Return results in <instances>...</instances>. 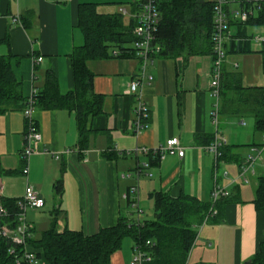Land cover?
Masks as SVG:
<instances>
[{"label":"crops","instance_id":"obj_1","mask_svg":"<svg viewBox=\"0 0 264 264\" xmlns=\"http://www.w3.org/2000/svg\"><path fill=\"white\" fill-rule=\"evenodd\" d=\"M143 1L0 0V41L8 40L0 45V52L14 56L12 66L23 83L24 97L29 99L33 90L44 87L49 70L55 73L62 94L73 89L72 55L85 45L80 5L95 4L102 15L126 13L128 22ZM17 16L20 23L13 22ZM250 31L261 33L255 28ZM254 47L258 48L252 42L253 51ZM241 56L245 55L228 56L225 71L241 74L246 88L264 87L262 65L256 76L251 68V77H244ZM39 58L42 62L35 64ZM87 67L94 75V92L103 98L87 149L78 146L76 113L35 108L31 120L42 140L34 147L25 176L22 151L28 120L23 111L0 117V165L5 172L0 178V201L21 200L30 185L45 203L42 209L25 213L34 239L52 226L59 232L94 236L116 226L122 216L134 214L124 195L137 184L138 167L141 210L142 205L154 207L151 197L158 192L172 198L188 195L210 205L217 185L229 192L230 199L218 205V216L198 232L188 264H251L264 243V211L253 203L258 178L264 174L256 166L245 182L240 171L246 158L257 154L253 149L263 145L264 137L251 117H221L220 135L227 140L228 159L216 166L214 157L201 150L213 141L216 131L211 120L216 103L210 87L212 56L155 58L147 70L152 79L140 88L150 117L139 135L134 132V97L128 95L140 72L139 59L93 60ZM247 120L253 121L254 129ZM173 138L185 148L184 157L157 161L152 150ZM132 256L133 247L125 245L112 256L111 264H131ZM40 264L49 262L42 256Z\"/></svg>","mask_w":264,"mask_h":264},{"label":"trees","instance_id":"obj_2","mask_svg":"<svg viewBox=\"0 0 264 264\" xmlns=\"http://www.w3.org/2000/svg\"><path fill=\"white\" fill-rule=\"evenodd\" d=\"M215 1L159 0L161 19L154 34V45L159 47L160 51L155 58L175 59L181 54L190 57L211 55L213 61ZM144 3L145 0L136 6L134 16L128 22L126 13L102 15L98 13L95 4L80 5L79 26L85 36V45L76 49L72 55L73 89L62 94L55 73L49 70L44 87L33 97L35 108L45 111L64 109L76 113L78 146L82 150L87 149L93 132V119L103 110V98L94 92V75L89 71L87 64L89 61L107 58H134L139 59L141 65L142 59L134 47V29L138 25V17ZM235 4L239 7H235ZM258 7L252 6L254 16L245 23L233 20L229 14L233 9L249 11L250 5L241 0H232L230 5L225 7L228 20L232 19L229 25L231 36L225 44L226 61L220 77L218 108L220 117L253 118L256 131L264 137V87L246 88L241 74L225 71L228 56L258 53L262 57L264 73V41L258 45V50L252 49L253 39L264 37V11ZM253 28L261 33L255 35L253 31L249 32ZM1 44H8V40L0 41ZM155 58H152L153 63ZM13 59V55L0 52V117L11 111L24 112L29 105V99L24 97L23 83L13 69ZM153 63L148 65L147 70ZM128 95L134 97L135 105L136 96ZM226 148L227 146L223 149L219 161L228 159ZM151 155L156 157L152 152ZM156 158L160 162V159ZM4 174L0 165V178ZM130 189L127 193H130ZM151 198L154 202L153 217L143 219L140 227L132 223L131 216H122L116 226L103 229L94 236H85L69 230L59 232L52 226L40 239L31 236L28 240L29 248L36 252L39 258L43 256L49 264H111L112 256L122 248L125 238L130 237L135 243L140 236L154 245L149 250L148 264H187L197 238L198 227L208 214L211 203H203L188 195L172 198L159 192ZM227 199L229 201L230 198L217 203V211L218 205ZM19 201H0L7 212L6 216H0V228H16L21 214ZM253 203L258 211H264V175L258 178ZM128 207H132L130 200ZM10 248L11 243L0 238V264H17L16 257L9 254ZM251 264H264V243Z\"/></svg>","mask_w":264,"mask_h":264},{"label":"built area","instance_id":"obj_3","mask_svg":"<svg viewBox=\"0 0 264 264\" xmlns=\"http://www.w3.org/2000/svg\"><path fill=\"white\" fill-rule=\"evenodd\" d=\"M18 1V0H15ZM250 5L251 10L244 11L239 9L231 10L229 17L232 16L233 20H239L243 23L247 22L250 17L254 16L252 6L257 5L260 10L264 11V0H241V2ZM159 0H145L143 10L138 17V25L134 29V35L136 41L134 44L135 49L138 51L139 57L142 59L140 65V72L138 79L133 81L129 85L128 94L135 95V105L134 114L136 116L134 120V132L139 135L147 126V121L150 117V110L143 99V94L140 91L143 83L150 82L151 77L148 75L147 68L150 63H153V59L156 54L159 53V47L154 45V34L160 24V12L158 8ZM215 14H214V32L212 35V51H213V68L210 73V87L212 89V94L216 98V103L211 112V120L216 128L214 140L207 146L202 147L201 150L209 153L214 157L215 164L218 166L219 160L222 156L223 149L227 146V140L220 135V115L218 108L219 92H220V77L222 74V68L226 61L225 44L231 36L229 17L226 14L225 7L230 5L232 0H216ZM14 23H20V17L17 16L13 19ZM264 41V37L258 36L253 39V42L258 46ZM153 58V59H152ZM42 58L35 61V64L42 62ZM36 90H33L31 97L29 98V105L25 109L24 114L28 120V128L25 139V147L22 151V157L25 161L26 166L22 170V174L28 176L29 168L28 162L30 157L34 154V147L37 143L42 140V135L40 131L36 128L34 122L31 120V115L35 109L33 97L36 95ZM264 143V139H263ZM256 151V155H250L244 162L240 171V178H244L247 182L245 176L249 173H254L257 162L264 155V144L261 149H253ZM139 151H135L134 154L137 155ZM152 153L163 161L168 156L177 155L182 159L185 155V148L181 145L178 138L169 139L164 145H161L157 149L152 150ZM264 163V161H263ZM264 169V164H263ZM135 178L137 184L130 189V193L124 195L126 200H130L132 203V208L134 209V216L132 219L136 227H140L143 222L142 210L140 207V197H139V178L141 175V168H137L135 171ZM130 177V175L128 176ZM216 174V181H217ZM3 188L0 187V194H2ZM229 192L226 189L215 186L211 195V207L208 214L205 216L203 223L198 227V232L202 230L209 221L218 216V211L216 205L222 199L228 198ZM21 214L18 217V225L16 228L11 229L9 227L0 228V238L6 239L11 243V248L9 249V254L16 257L17 264H40V258L37 253L29 248L28 240L31 238V227L26 221V211L31 209H42L45 206L44 201L41 199L39 194L34 190V188L28 185L25 189L24 197L18 202ZM7 212L0 204V216H6ZM198 238V234H197ZM197 238L192 246H195ZM153 243L151 241H144L140 236L139 239L133 245V256L131 264H148L150 261L149 255L153 248ZM19 250V253H18ZM192 251V250H191ZM188 264V263H187Z\"/></svg>","mask_w":264,"mask_h":264},{"label":"rangeland","instance_id":"obj_4","mask_svg":"<svg viewBox=\"0 0 264 264\" xmlns=\"http://www.w3.org/2000/svg\"><path fill=\"white\" fill-rule=\"evenodd\" d=\"M235 7H239L238 4H235L234 5ZM255 51L258 49L256 47H254ZM243 57L244 61H245V65L242 64V72H243V76L246 77H251V74H252V70L251 68H254L255 69V76H256V72L258 70L261 69V65H262V57L260 54L258 53H252V54H249V55H245V56H241ZM246 124L247 126L251 129H254L253 126H254V123L252 120H247L246 121ZM257 135L259 136L260 134L259 133H256V137ZM264 144V143H263ZM256 149H261V146L257 147ZM251 151V150H250ZM249 157V156H248ZM247 157V158H248ZM246 158V159H247ZM263 161H264V155L261 157V159L257 162V168L260 169L262 171V173L264 174V169H263ZM142 218L143 219H152L153 217V204L149 205V206H144L142 205ZM31 209V208H29ZM132 210L134 211V209L132 208ZM133 213V212H132ZM134 216V215H133ZM40 238V235L37 234L35 236V239H39ZM125 245H128V246H131L133 247L134 245V241L132 240V238L130 237H127L123 240L122 242V247H124Z\"/></svg>","mask_w":264,"mask_h":264}]
</instances>
